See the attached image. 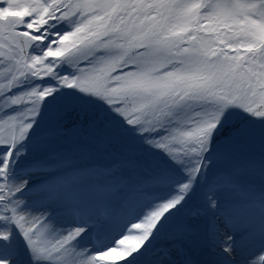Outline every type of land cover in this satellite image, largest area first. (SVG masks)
I'll return each mask as SVG.
<instances>
[{
	"label": "snow or ice",
	"instance_id": "snow-or-ice-1",
	"mask_svg": "<svg viewBox=\"0 0 264 264\" xmlns=\"http://www.w3.org/2000/svg\"><path fill=\"white\" fill-rule=\"evenodd\" d=\"M0 264H264V0H0Z\"/></svg>",
	"mask_w": 264,
	"mask_h": 264
}]
</instances>
